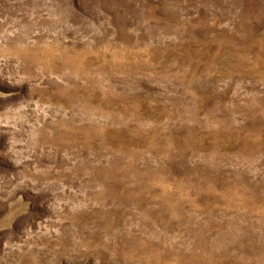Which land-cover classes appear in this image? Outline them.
<instances>
[{
    "label": "rangeland",
    "instance_id": "rangeland-1",
    "mask_svg": "<svg viewBox=\"0 0 264 264\" xmlns=\"http://www.w3.org/2000/svg\"><path fill=\"white\" fill-rule=\"evenodd\" d=\"M0 264H264V0H0Z\"/></svg>",
    "mask_w": 264,
    "mask_h": 264
}]
</instances>
